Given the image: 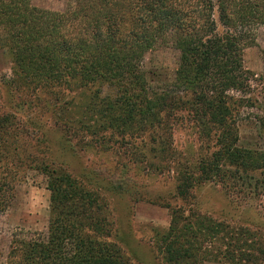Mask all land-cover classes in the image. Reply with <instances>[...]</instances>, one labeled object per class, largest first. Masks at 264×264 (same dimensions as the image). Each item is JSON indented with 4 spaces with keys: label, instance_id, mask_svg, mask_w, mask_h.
<instances>
[{
    "label": "trees",
    "instance_id": "16d2710c",
    "mask_svg": "<svg viewBox=\"0 0 264 264\" xmlns=\"http://www.w3.org/2000/svg\"><path fill=\"white\" fill-rule=\"evenodd\" d=\"M258 26L264 27V0H76L64 12L40 9L32 0H0V51L11 58L16 88L84 91V98L97 88L88 102L57 107L65 129L89 132L95 115V131L161 130L164 153L178 158L171 150L174 130L185 124L197 130V164L177 172L182 201L206 183L249 195L264 187L255 177L264 175V153L239 147V120L252 103L246 96L256 77L244 66L241 42ZM163 43L179 53V63L172 81L154 86L145 58ZM104 90L106 100L97 104ZM73 107L81 111L77 117ZM11 119L0 120V215L12 208L29 171L46 176L51 193L47 238L14 241L22 263L132 264L108 241L113 227L104 199L62 169L19 157ZM179 212L160 241L166 264H262L264 244L248 242V231H228L216 258L204 248V233L215 235V228L204 230V218L193 210V226L181 229L185 213Z\"/></svg>",
    "mask_w": 264,
    "mask_h": 264
},
{
    "label": "rangeland",
    "instance_id": "374dc122",
    "mask_svg": "<svg viewBox=\"0 0 264 264\" xmlns=\"http://www.w3.org/2000/svg\"><path fill=\"white\" fill-rule=\"evenodd\" d=\"M75 1L32 0V3L40 9L64 12L73 8ZM241 45L244 66L256 77L251 95L246 96L252 103L245 105L247 108L239 120V147L264 153V27L247 30ZM179 58L168 43L150 52L144 63L149 82L159 86L172 81ZM14 79L11 58L0 51V120L4 116L13 118L12 132L17 136L13 141L19 157H29L33 166L62 169L104 199L113 227L108 241L116 244L132 264H166L160 241L172 225L174 211L185 213L181 229L193 226L190 223L196 218L190 213L193 210L204 218L201 221L204 230L206 224L215 228V235L209 237L204 233L208 237L204 248L216 258L226 244L228 231L233 232L231 236L240 234L241 229L248 231V242L256 238L264 244L263 186L261 191L249 195V191L230 193L222 184L206 183L194 187L191 200L182 201L177 194L179 168L186 164L193 168L197 164L200 145L197 130L191 126L185 124L174 130L171 150L181 158L164 153L162 142L166 139H162L161 130L123 133L97 128V132L93 129L98 119L95 115L89 116L93 121L88 122L93 126L89 132L65 129L67 123L59 120L57 107L63 108L72 99L74 104L83 102L82 98H89L85 101L88 102L94 95L97 97V88L85 93V98L81 96L84 91L63 92L59 88L50 91L55 96L46 90L32 93L16 88ZM103 92L97 104L106 100L108 91ZM77 108L70 110L76 117L81 114ZM27 174V179L17 187L12 208L0 215V264H23L15 251V240L48 236L51 193L47 178L36 171ZM255 177L264 182L262 173Z\"/></svg>",
    "mask_w": 264,
    "mask_h": 264
}]
</instances>
